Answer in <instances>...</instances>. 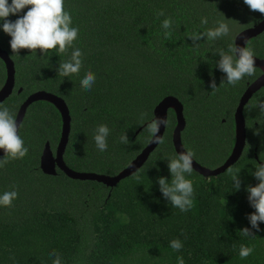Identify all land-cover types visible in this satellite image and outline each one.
Instances as JSON below:
<instances>
[{
    "label": "trees",
    "instance_id": "16d2710c",
    "mask_svg": "<svg viewBox=\"0 0 264 264\" xmlns=\"http://www.w3.org/2000/svg\"><path fill=\"white\" fill-rule=\"evenodd\" d=\"M65 8L79 28L73 47L82 50L80 72L63 76L57 71L72 48L62 53L48 50L44 56L39 49L37 55L21 49L17 55L11 52L10 37L0 31V48L15 67L14 90L0 105L16 118L35 92L63 99L71 116L65 164L76 172L115 176L149 143L146 123L155 107L173 96L184 107L185 150H192L193 159L210 169L225 163L235 143V110L247 84L261 71L256 68L236 85L226 80L221 84L225 74L216 67L217 53L227 51L229 44L234 45V34L255 26L264 14L250 10L243 0H65ZM160 11L164 16L158 15ZM165 17L172 20L167 36L161 27ZM201 17L208 23L202 25ZM224 19H229L228 36L213 41L202 37L193 44V32H204ZM245 47L264 60V32ZM89 69L96 76L91 90L80 84ZM213 79L216 90L209 87ZM5 80L0 59V90ZM260 100L264 87L244 107L246 145L240 159L214 177L194 170L186 174L195 190L187 212L173 207L157 183L161 176L171 179L167 159L176 154L173 110L168 111L163 143L137 173L111 188L72 180L59 170L54 176L42 172L43 149L49 143L56 151L62 118L53 104L33 103L19 129L28 154L21 159L5 157L0 167V193L18 192L10 207H0V264H52V252L61 256L62 264H176L177 256H183L185 264H264V230L252 229L254 236L241 231L250 228L246 216L254 211L245 186L258 183L251 173L264 161ZM99 124L110 129L103 152L93 140ZM124 132L128 145L120 142ZM234 174L241 180L238 191L232 183ZM260 227L264 229V223ZM173 239L182 241L179 251L170 247ZM242 244L254 249L244 259L239 256Z\"/></svg>",
    "mask_w": 264,
    "mask_h": 264
},
{
    "label": "clouds",
    "instance_id": "9594fccd",
    "mask_svg": "<svg viewBox=\"0 0 264 264\" xmlns=\"http://www.w3.org/2000/svg\"><path fill=\"white\" fill-rule=\"evenodd\" d=\"M243 3L250 10L258 11L264 14V0H243ZM27 9L23 15H19L22 10ZM10 15L17 16L14 21L9 20ZM164 16L163 11L158 13ZM224 19L218 21L212 28L204 32H193L190 38L193 44L202 37L213 41L218 38L228 36L231 28ZM202 25L208 23L207 17H201ZM172 20L165 17L161 21V27L165 29V35H168V29L171 28ZM0 31H3L10 37L9 46L12 53L19 55V50H31V54L37 55L39 49L41 56H44L48 50L65 52L67 48H72L69 59L59 63L58 73L63 76L77 74L80 72L83 60L82 50L79 47H73L74 41L79 34L78 26L73 25L72 15L65 8V0H0ZM220 59L216 63L218 70L225 74L221 84L236 85L245 76H251L256 71L254 51L251 47L229 44L228 50H218ZM96 80L95 74L91 69L87 70L80 79L83 88L91 90ZM209 87L216 90L218 87L215 80H211ZM257 107L261 113H264V100L258 101ZM164 117L153 116L147 123L144 130L149 133L152 143L162 144L161 136L157 135L161 126H165ZM110 129L106 124L96 126L93 133V140L96 148L103 152L108 148L107 138ZM120 142L128 145L129 139L124 132L120 136ZM0 150H3L4 157L0 159V167L6 163L5 157L11 159L24 158L29 148L25 146L23 138L18 134V125L14 113L10 112L8 107L0 105ZM192 150L177 152L173 157L167 159V167L171 176L170 181L161 176L157 178L159 190L162 196L175 208L181 212L189 211L194 203V186L190 176L193 171ZM258 183L255 186H245L249 206L254 209L248 213L246 218L250 228L241 230L246 236H254L252 229L260 232V225L264 223V161L257 164L255 171L251 173ZM233 187L238 191L241 187V180L238 174L232 176ZM18 197L16 190L4 191L0 193V207H10L12 202ZM170 247L179 251L182 247V241L173 239L170 241ZM254 249L250 246L241 245L239 256L241 259L247 258L253 253ZM55 258L52 264H62L61 256L52 252ZM176 264H185L183 256H177Z\"/></svg>",
    "mask_w": 264,
    "mask_h": 264
},
{
    "label": "water",
    "instance_id": "95a60500",
    "mask_svg": "<svg viewBox=\"0 0 264 264\" xmlns=\"http://www.w3.org/2000/svg\"><path fill=\"white\" fill-rule=\"evenodd\" d=\"M263 32L264 18L255 26L244 29L239 32L234 39V44L238 46H245L250 39L259 36ZM254 58L255 66L256 68L261 70L262 74L253 83L248 85L243 95L241 96L238 106L235 110V143L230 156L227 158L223 165L215 169H210L205 166H202L193 159V170L205 178L214 177L225 172L230 166L234 165L240 159L244 151L246 145V123L243 115L244 107L251 99L253 94L260 90L262 87H264V60H260L256 57ZM0 59L3 61L6 67V80L0 90V103H2L12 94L14 90L15 67L8 53L3 51L1 48ZM38 101H46L53 104L60 112L62 118L61 137L56 151L53 152L49 143H46L40 158V168L42 172L46 175L54 176L57 174V170H59L72 180L96 181L98 183L104 184L107 187L113 188L123 179L137 173L138 170L143 167V165L149 159L150 155L159 145V143H152L150 139L149 143L141 151V153L138 154L135 159H133L128 164L126 168H124L115 176L97 173L76 172L70 169L64 162V153L69 141V135L71 130V116L69 113V109L63 99L44 91L35 92L29 95L24 101V103L20 106L16 115L18 134L28 107ZM169 110H173L176 117V126L173 130L172 135V143L175 152L179 153L181 151H186L181 139V134L186 127V121L183 113L184 107L182 103L173 96L165 97L154 109L155 116L164 117L166 119L165 126L160 127V130L157 135L163 138V135L166 130ZM0 156H4L3 150H0ZM255 158L258 160L257 156H255Z\"/></svg>",
    "mask_w": 264,
    "mask_h": 264
},
{
    "label": "flooded vegetation",
    "instance_id": "af4514ba",
    "mask_svg": "<svg viewBox=\"0 0 264 264\" xmlns=\"http://www.w3.org/2000/svg\"><path fill=\"white\" fill-rule=\"evenodd\" d=\"M259 70H260V69H259ZM260 71H261V70H260ZM261 74H262V72L260 73V75H261ZM260 75H259L257 78H259ZM257 78H256V79H257ZM256 79H255V80H256ZM255 80H254V81H255ZM254 81H253V82H254ZM253 82H251V83H253ZM251 83H248V84H247V87H248V85L251 84ZM262 88H263V87H262ZM255 151H257V148H255Z\"/></svg>",
    "mask_w": 264,
    "mask_h": 264
},
{
    "label": "rangeland",
    "instance_id": "374dc122",
    "mask_svg": "<svg viewBox=\"0 0 264 264\" xmlns=\"http://www.w3.org/2000/svg\"><path fill=\"white\" fill-rule=\"evenodd\" d=\"M240 32H241V31H240ZM237 34H238V33L234 34L233 39H235V37H236ZM261 152L264 154V151L261 150Z\"/></svg>",
    "mask_w": 264,
    "mask_h": 264
}]
</instances>
